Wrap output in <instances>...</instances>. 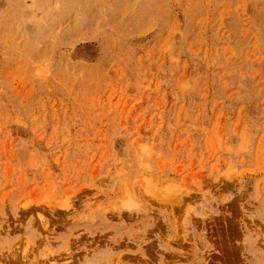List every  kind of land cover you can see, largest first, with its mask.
Segmentation results:
<instances>
[{
    "label": "rangeland",
    "instance_id": "obj_1",
    "mask_svg": "<svg viewBox=\"0 0 264 264\" xmlns=\"http://www.w3.org/2000/svg\"><path fill=\"white\" fill-rule=\"evenodd\" d=\"M0 264H264V0H0Z\"/></svg>",
    "mask_w": 264,
    "mask_h": 264
}]
</instances>
